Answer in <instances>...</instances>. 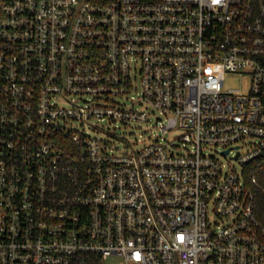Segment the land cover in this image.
I'll use <instances>...</instances> for the list:
<instances>
[{
    "label": "built area",
    "instance_id": "2783aa9c",
    "mask_svg": "<svg viewBox=\"0 0 264 264\" xmlns=\"http://www.w3.org/2000/svg\"><path fill=\"white\" fill-rule=\"evenodd\" d=\"M262 162V0H0V264H264Z\"/></svg>",
    "mask_w": 264,
    "mask_h": 264
},
{
    "label": "rangeland",
    "instance_id": "374dc122",
    "mask_svg": "<svg viewBox=\"0 0 264 264\" xmlns=\"http://www.w3.org/2000/svg\"><path fill=\"white\" fill-rule=\"evenodd\" d=\"M225 86L230 89L246 91L249 87V78L239 75H229L225 79ZM157 116L158 114H151V122L147 123L119 122L118 124L109 125L107 122H102V131L98 132L97 135L106 139L110 145L120 147L122 150L130 149L132 146L140 147L150 142L154 135L160 134L156 127L152 126ZM176 136L177 132L175 131L164 134V137L168 140H174ZM236 167L239 169L238 165ZM120 260L121 257L113 256L106 261V264H116Z\"/></svg>",
    "mask_w": 264,
    "mask_h": 264
},
{
    "label": "trees",
    "instance_id": "16d2710c",
    "mask_svg": "<svg viewBox=\"0 0 264 264\" xmlns=\"http://www.w3.org/2000/svg\"><path fill=\"white\" fill-rule=\"evenodd\" d=\"M262 1L264 2V0ZM253 165H255V163ZM254 172L255 175L258 177L260 183L264 186V162H262L261 165L256 170H254ZM258 214L264 218V198H262L260 201V208Z\"/></svg>",
    "mask_w": 264,
    "mask_h": 264
}]
</instances>
